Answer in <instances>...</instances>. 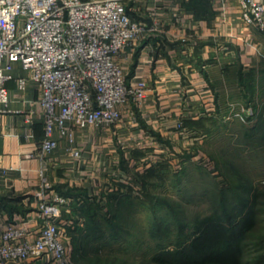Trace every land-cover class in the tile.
Instances as JSON below:
<instances>
[{
  "label": "crops",
  "instance_id": "1",
  "mask_svg": "<svg viewBox=\"0 0 264 264\" xmlns=\"http://www.w3.org/2000/svg\"><path fill=\"white\" fill-rule=\"evenodd\" d=\"M258 1L264 5V0ZM127 10L145 32L124 50L119 62L128 82H149L152 91L131 106L132 113L127 111L116 126L74 130L75 145L85 149L83 158L70 155L69 137L58 131L54 135L58 148L39 156L45 138L41 93L20 63L8 70L13 77L7 83L9 101L0 113V231L25 228L28 235L24 239H36L42 226L38 205L43 171L47 201L66 199L60 230L73 261L75 247L65 232L77 220L71 205L85 201L106 205L103 194L109 196L126 187L124 179L116 180L121 185H111V179L118 176L112 175L111 159L118 158L127 169L150 153L148 146L159 147L160 152L169 148L171 158L178 146L190 149L200 141L209 118L224 120V107L239 99L241 91L246 97L249 87L242 81L264 66V34L243 21L238 0H127ZM21 78L26 80L24 89L19 88ZM235 104H230L231 109ZM191 130L195 137L185 136ZM111 139L120 144L119 154L112 155ZM106 166L108 172L103 171ZM116 170L126 171L118 166ZM51 259L0 264H42Z\"/></svg>",
  "mask_w": 264,
  "mask_h": 264
},
{
  "label": "rangeland",
  "instance_id": "2",
  "mask_svg": "<svg viewBox=\"0 0 264 264\" xmlns=\"http://www.w3.org/2000/svg\"><path fill=\"white\" fill-rule=\"evenodd\" d=\"M245 80L246 97L241 91L234 109V102H225L224 120L209 118L201 143L193 144L189 153L178 146L171 158L169 148L160 152L148 146L150 153L127 169L118 158L111 159L112 175H118L111 185L124 179L126 187L117 192V203L105 193L106 205L86 204L83 213H89L73 212L77 220L65 232L77 264H160L155 257L193 264L189 249L200 223L214 219L236 227L245 218L252 226L241 238V264H264V66ZM184 134L195 137L192 130ZM110 144L112 155L119 154L118 141L111 139ZM117 166L126 171L118 173ZM104 170L108 172L107 166ZM97 212L100 217L94 218Z\"/></svg>",
  "mask_w": 264,
  "mask_h": 264
},
{
  "label": "built area",
  "instance_id": "3",
  "mask_svg": "<svg viewBox=\"0 0 264 264\" xmlns=\"http://www.w3.org/2000/svg\"><path fill=\"white\" fill-rule=\"evenodd\" d=\"M247 25L264 33V5L258 0H238ZM145 27L134 21L127 0H0V113L9 101L8 70L20 63L29 79L38 85L45 111V138L39 156L52 153L59 142L58 131L68 136L69 153L82 158L75 145L74 130L116 126L131 106L141 103L152 85H132L119 59L137 43ZM4 64L6 67H4ZM24 89L26 80H18ZM182 125L179 124V128ZM44 183L38 215L40 232L31 242L25 228L0 231V262L43 260L42 264H77L68 256L60 230L66 199L47 201Z\"/></svg>",
  "mask_w": 264,
  "mask_h": 264
},
{
  "label": "trees",
  "instance_id": "4",
  "mask_svg": "<svg viewBox=\"0 0 264 264\" xmlns=\"http://www.w3.org/2000/svg\"><path fill=\"white\" fill-rule=\"evenodd\" d=\"M114 202H119L118 193L112 194ZM85 204V205H84ZM86 204H90L85 201L82 207L78 205L74 206L75 214H87ZM99 205V204H98ZM81 206V205H80ZM86 206V207H85ZM104 206H100L102 208ZM90 209V207H89ZM101 210V209H100ZM226 216H228L226 214ZM93 217H100L97 213H93ZM78 222V221H77ZM252 221L250 218H245L240 225L236 227H227L223 223L216 222L214 219L204 221L199 224L196 229V237L192 241V245L189 250V259L193 264H208V263H220V264H241V255L245 252L242 236L245 231L251 228ZM154 260L160 264H171V261L163 257H155Z\"/></svg>",
  "mask_w": 264,
  "mask_h": 264
}]
</instances>
